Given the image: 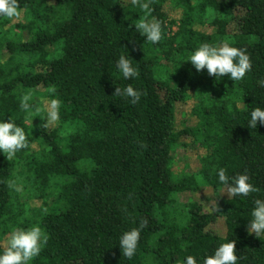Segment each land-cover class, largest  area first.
Returning a JSON list of instances; mask_svg holds the SVG:
<instances>
[{
	"label": "trees",
	"instance_id": "trees-1",
	"mask_svg": "<svg viewBox=\"0 0 264 264\" xmlns=\"http://www.w3.org/2000/svg\"><path fill=\"white\" fill-rule=\"evenodd\" d=\"M19 3L20 20L0 17V122L24 128L29 147L10 162L0 151V244L14 228L39 225L49 239L30 264H185L188 256L203 264L232 240L237 264H264V236L247 230L254 199H264V124L248 127L251 111L264 109V0H153L158 44L135 30L145 13L131 0ZM225 41L250 56L242 81L188 62L202 43ZM121 55L138 78L123 77ZM129 84L147 93L134 105L113 96ZM28 92L32 103L62 101L55 126L26 119L20 102ZM220 168L247 174L261 191L229 199ZM204 188L213 191L211 208L180 201ZM141 219L148 223L136 254L123 257L120 237Z\"/></svg>",
	"mask_w": 264,
	"mask_h": 264
},
{
	"label": "clouds",
	"instance_id": "clouds-1",
	"mask_svg": "<svg viewBox=\"0 0 264 264\" xmlns=\"http://www.w3.org/2000/svg\"><path fill=\"white\" fill-rule=\"evenodd\" d=\"M152 2L153 0H131L134 7H138L145 13L144 16L136 20L135 30L145 37L147 42L158 44L163 39L162 24L155 18L148 19L153 11L150 7ZM22 14L23 9L19 0H0V17L9 21H18ZM188 62L198 72L207 69L209 76L216 79L227 76L234 82L242 81L246 74L252 70V62L247 50L230 46L226 41L220 44L202 43L190 55ZM117 67L125 79L138 78L140 75L138 69L133 66L132 60L124 55L118 58ZM259 84L264 86V80L259 81ZM47 91L50 95H54L56 88L52 86ZM146 94V92L142 93L129 84L124 88L117 86L113 96L128 98L130 103L134 105L140 101L142 95ZM31 101H33L32 92H28L21 98L20 108L27 114L26 119L40 117L43 121L40 128L44 130L59 122L62 106V101L59 98H52L40 103H32ZM258 124H264V109L260 107L251 111L248 127L254 129L257 128ZM28 147L29 141L24 128L18 126L11 119L0 122V151L3 152L9 162L15 158L17 152ZM140 147L147 149V145L143 143L140 144ZM217 174L219 182L226 186L224 194H227L229 199L249 197L253 193L261 191L249 182L250 177L247 174L229 177L224 168H220ZM8 187L16 192H22V186L14 180L8 181ZM214 211L221 212V209L218 206ZM251 216L252 219L247 226L248 234H255L260 239L261 236H264V199H254ZM147 223L146 219H141L139 227L124 232L120 237L119 245L123 257L131 259L136 254L141 230L147 226ZM48 239V235L39 225L30 226L27 229H12L6 236L4 243L0 244V249H2L0 264H30L34 258L40 255L42 249L47 245ZM236 253L235 240L222 243L216 248L213 255L204 258L203 264H237L238 256ZM185 264H197V260L193 256H188Z\"/></svg>",
	"mask_w": 264,
	"mask_h": 264
},
{
	"label": "rangeland",
	"instance_id": "rangeland-1",
	"mask_svg": "<svg viewBox=\"0 0 264 264\" xmlns=\"http://www.w3.org/2000/svg\"><path fill=\"white\" fill-rule=\"evenodd\" d=\"M179 13H180L179 11L178 12H173L172 13V17L173 18L179 17ZM22 17H24V16L22 15ZM203 30H206L208 33L211 32V28L210 27H205ZM188 107H190V105L180 108V110H179V112L177 114V128L178 129L183 128V124L184 123L186 125V117L184 115V112L187 111ZM188 160H190V163H193L195 161V164L198 161L196 156H191L190 154L188 156ZM176 166H178L180 169L184 170V166L185 165H184V162L181 161V159H178V163H177ZM224 195H226V194H224ZM212 198H214L213 191L211 189L204 188L203 190H201L197 194H189V193L182 194L181 197H180V201L185 202V201H187L189 199L200 200L205 205H207L208 207L211 208V206H214V204L216 203V202H214V200H212ZM212 201H213V203H212Z\"/></svg>",
	"mask_w": 264,
	"mask_h": 264
},
{
	"label": "built area",
	"instance_id": "built-area-1",
	"mask_svg": "<svg viewBox=\"0 0 264 264\" xmlns=\"http://www.w3.org/2000/svg\"><path fill=\"white\" fill-rule=\"evenodd\" d=\"M174 30H177V28H174Z\"/></svg>",
	"mask_w": 264,
	"mask_h": 264
}]
</instances>
